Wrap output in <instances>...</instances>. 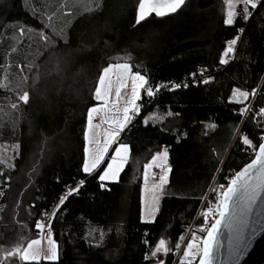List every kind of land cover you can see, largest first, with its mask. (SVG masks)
<instances>
[{"label": "trees", "instance_id": "1", "mask_svg": "<svg viewBox=\"0 0 264 264\" xmlns=\"http://www.w3.org/2000/svg\"><path fill=\"white\" fill-rule=\"evenodd\" d=\"M138 4L0 0V144L14 147L0 160V260L3 250L39 236L35 222L84 180L51 222L58 261L39 264H180L183 253L177 257L175 245L206 234L203 212L196 214L213 179L227 184L253 159L241 136L255 145L264 135V116L257 115L264 107V6L249 7L253 14L244 21L243 5L235 3L236 23L229 26L224 0H185L176 12L137 24ZM238 28L244 31L222 64L226 41ZM119 62L162 87L152 98L142 91L140 112L118 138L130 146L128 161L106 190L97 179L104 166L82 171L85 129L88 109L99 103L94 90L103 67ZM201 72L207 82L194 84L192 75ZM172 82L181 87H164ZM235 88H256V95L236 103L230 100ZM23 91L28 104L18 100ZM164 148L168 183L154 219L144 223V164ZM161 238L171 251L145 261ZM3 264L26 262L12 257Z\"/></svg>", "mask_w": 264, "mask_h": 264}, {"label": "snow or ice", "instance_id": "2", "mask_svg": "<svg viewBox=\"0 0 264 264\" xmlns=\"http://www.w3.org/2000/svg\"><path fill=\"white\" fill-rule=\"evenodd\" d=\"M226 5H232L233 3L243 5V16L242 19L247 21L249 17L252 16V12L249 11V7L253 10L257 9L258 6H264L262 0H224ZM185 4V0H139L138 13L136 17V23L139 24L141 21L145 20L148 15L155 13L157 16H164L168 13H174L182 5ZM237 12L235 9L229 8L226 11L223 23L225 25H233L236 23ZM23 33V29H20ZM237 35L226 41L225 50L221 56L220 63H228V59L225 57H230V54L234 53L235 45L240 39V34L243 33V28H238ZM41 39L46 43H52V38L41 34ZM121 69L123 73L127 74L131 70V66L128 63H109L106 67H103L101 74L98 77V84L94 90V96L96 100H103L107 103V87L106 78L109 73L114 69ZM132 98L128 103V106L123 108L122 118L114 121L116 127L110 134L108 141L105 142L103 148H97L90 151L85 148V158L82 164V171L87 174H91L100 168L104 156L108 151L111 144L115 143L118 139L120 132L132 122L133 116L139 113L140 108L136 101L140 99L141 90L144 91L145 95L149 98L155 96L157 92L160 91L162 85L157 84L155 88L149 86V81L145 75H141L139 71L132 75ZM205 83L207 81H204ZM187 87V85H184ZM180 84H172V88H179ZM119 95V93H117ZM255 97L256 88H253L251 93L248 91L235 88L232 91V96L230 100L236 103H243V101L248 100L249 96ZM29 92L23 91L19 94L18 100L23 102V104L29 103ZM13 108L17 107L16 104L12 105ZM96 107L88 109V122L89 127H91L92 114L97 112ZM241 115L248 111V106L246 105L241 110ZM172 115V113H168ZM257 115H264V107L259 109ZM147 120L144 123L147 124ZM241 143L247 146L248 149L254 153V158L251 159L250 163H246L239 171L235 172L230 182L225 187V185H219V191L217 188L213 187L212 192L217 193V200L215 207H207L206 211L202 213L204 218L205 226L202 231L206 232V236L197 237L195 233L192 234L191 240L188 241L186 248L183 250V256L180 260V264H193V261L198 259V264H215V261L219 255L220 242L218 239V233L221 226L228 228L231 233L229 239V258L238 260V254L241 249H246L250 246L252 239L255 238L256 229H252V236L246 241L245 240V229L248 227L249 219L253 216L256 210L257 202L262 201L264 197V135L259 137L257 144H253V140L249 139L247 135L241 136ZM130 152V146L127 143H120L116 148L114 155L111 156V162L107 164L105 168L99 173L97 179L100 182V188L107 190L108 182L117 181L119 174L125 164L128 161ZM168 151L164 148L162 151H156L152 156L150 162L144 164L145 180L148 177V169L153 166L160 169L159 177V187L160 191H163V186L168 183V173L170 168L167 165ZM84 184V180H79L76 182L75 188H67V194L62 195L59 198L57 204L54 205L53 209L49 213H44L47 216V224L43 220H37L35 222V228L43 231L45 227L51 228V220L55 218L57 212L59 211L60 205H63L65 200L69 195L77 193L81 185ZM158 197L153 198L152 204H150L145 210L141 212V221L144 223L152 222L155 213L158 211L156 206V201ZM264 213V208L261 212H257L256 215L260 216ZM212 217L213 222L208 226L209 217ZM256 223H260L257 220ZM92 231H95L93 229ZM118 231V229H117ZM89 236L92 232L88 233ZM147 235V234H145ZM104 238V232H100V240ZM183 239V237H180ZM233 240H235V247H233ZM38 240L30 241L26 247H22L17 244L11 249L3 250V258L0 260V264L3 261H7L9 258L17 257L19 260L26 262V264H31V262H36L42 259L39 251L34 248V245L38 244ZM144 244L148 245V240L145 239ZM48 254L43 256L45 261H58V244L54 239H52L51 232L48 233ZM176 250H180V244L175 245ZM171 249L167 246L165 239L161 238L156 243L155 247L151 250L150 255L145 253L143 259L145 261L155 260L158 254H167ZM157 264H164L163 259H159Z\"/></svg>", "mask_w": 264, "mask_h": 264}, {"label": "rangeland", "instance_id": "3", "mask_svg": "<svg viewBox=\"0 0 264 264\" xmlns=\"http://www.w3.org/2000/svg\"><path fill=\"white\" fill-rule=\"evenodd\" d=\"M227 7H228L227 10H229V8L234 9L235 3H233L232 5H227ZM119 63H128V62H119ZM134 73L135 71H133L132 68L130 72L127 74L123 73L121 69H117V68H114L109 73L108 77L106 78V87H107V92H108L107 101L108 102L105 103V101L103 100H98L99 103L93 106V107H96L98 111L92 114L93 118L91 121V127H89V122H88V117H87V124H86V129H85V148H88L90 151L95 150L97 148H103L105 142L108 141L110 134L116 127L114 121L119 118H122L123 108L128 106V103L132 98V83H133L132 75ZM142 91L143 90H141V93H140V99L142 97ZM117 93H119V95H117ZM140 99L136 101L139 108L141 107ZM135 116H133V118ZM120 143H123V142H118V139H117L115 143L109 146L108 151L105 154L104 160L101 164V166H104L103 168H105L107 164L111 162V156L114 155L115 148ZM13 149L14 147H11L7 144H0V160L6 161L8 155L9 156L12 155ZM152 168L148 169L147 180H145V172L143 171L144 184H143V192H142V210H145L150 204H152L154 197H158V200L156 201V206L158 207L160 197L163 194V191L161 192L159 187H157L159 184V178H157ZM168 176H169V173H168ZM52 239L54 238L52 237ZM32 240L39 241L38 244L34 245V248H36L39 251L42 257L41 260H44L43 256L48 254V247H49L48 246V236L43 238L42 234H40L39 236L33 238ZM187 240H188V236H186V238L183 240L180 246V250H178L177 252V257L182 256V253H183L182 251L183 249H185L184 247L187 243Z\"/></svg>", "mask_w": 264, "mask_h": 264}, {"label": "water", "instance_id": "4", "mask_svg": "<svg viewBox=\"0 0 264 264\" xmlns=\"http://www.w3.org/2000/svg\"><path fill=\"white\" fill-rule=\"evenodd\" d=\"M151 14L155 13L153 12ZM250 162L251 161L248 163ZM262 208H264V197H262V201L257 202L256 210L254 211L253 216L250 217L248 227L245 229L246 241L252 236L253 228L256 229L255 238L252 239L250 246L246 249H241L238 254V260L229 258V239L231 233L227 227L223 225L221 226L218 233V239L220 242L219 255L215 264H264V213L260 216L256 215L257 212H261ZM257 220H260V223H256ZM233 247H235V240H233ZM196 264H198V260Z\"/></svg>", "mask_w": 264, "mask_h": 264}, {"label": "built area", "instance_id": "5", "mask_svg": "<svg viewBox=\"0 0 264 264\" xmlns=\"http://www.w3.org/2000/svg\"><path fill=\"white\" fill-rule=\"evenodd\" d=\"M191 79L194 82V84H197L200 79H201V81H206L207 80V75H205L203 72H201L200 77L192 75ZM187 83H188V81L184 80L182 84L183 85H187ZM172 84H179V83H176V82L165 83L164 87L173 89L172 88ZM152 170L156 174L157 178H159L160 177V169L158 167L153 166ZM231 178H232V176H230L228 178L227 184L217 183L216 177L213 179V181L211 182L209 188L207 189V192L205 193V195H204V197L202 199V202H201L199 210H198V212L196 214V217L199 216L202 212L206 211L207 207H215L216 200H217V193L212 192L211 189L213 187H215V188H217V192H218L219 191V185H225V187H226L228 185V183L230 182ZM196 217H195V219H196ZM48 219L49 218L47 217V218H43L41 220H43L47 224ZM51 222H52V220H51ZM212 222H213V220H212V217L210 216L209 217V226H210V224ZM49 232H51V234H52L51 228L49 229L48 227H45V229L43 231H41L42 237L43 238L47 237Z\"/></svg>", "mask_w": 264, "mask_h": 264}]
</instances>
